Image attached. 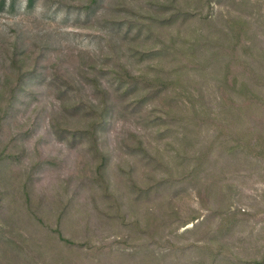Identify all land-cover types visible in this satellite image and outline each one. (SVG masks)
I'll return each mask as SVG.
<instances>
[{"label":"rangeland","instance_id":"1","mask_svg":"<svg viewBox=\"0 0 264 264\" xmlns=\"http://www.w3.org/2000/svg\"><path fill=\"white\" fill-rule=\"evenodd\" d=\"M63 263L264 264V0H0V264Z\"/></svg>","mask_w":264,"mask_h":264},{"label":"trees","instance_id":"2","mask_svg":"<svg viewBox=\"0 0 264 264\" xmlns=\"http://www.w3.org/2000/svg\"><path fill=\"white\" fill-rule=\"evenodd\" d=\"M195 116H198V114L195 113ZM52 239H53V241L55 240L54 237H53ZM58 239H59V238H58ZM60 240H61L62 242H64V243H62L63 246H65V245H66V246H70V247L75 246V247H78V248L82 249L81 247H82L83 245L80 244V243L76 244V243H73V242H71V241L61 239V238H60ZM61 241H59V242H61ZM63 246H62V249H63ZM80 251H81V250H80ZM80 251H77V252H76L78 256L80 255ZM71 252H73V251H72V250H68L67 252H65L64 249H63V250H60V253H61V255H63V256H65V255H70ZM63 256H61V257L64 259ZM63 264H64V263H63Z\"/></svg>","mask_w":264,"mask_h":264}]
</instances>
